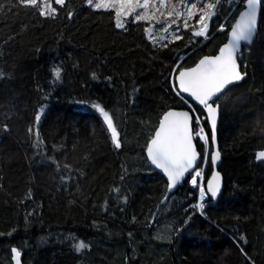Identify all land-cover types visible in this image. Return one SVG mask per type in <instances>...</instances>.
Segmentation results:
<instances>
[{"label": "trees", "instance_id": "obj_1", "mask_svg": "<svg viewBox=\"0 0 264 264\" xmlns=\"http://www.w3.org/2000/svg\"><path fill=\"white\" fill-rule=\"evenodd\" d=\"M82 4L54 5V20L19 7L0 13V264H14L13 247L22 252L21 264H248L241 247L264 264V162L255 159L264 150V29L251 51L241 50L245 79L221 101L224 188L201 215L192 207L198 191L187 182L162 203L166 180L144 146L163 113L189 111L190 104L203 115L175 94L170 74L218 52L226 42L217 31L223 17L213 18L207 40L181 27L183 39L154 48L140 25L115 29L107 14ZM54 64L63 68V83L52 90ZM97 102L114 117L119 150L91 107ZM210 174L206 166V180ZM73 237L90 250L77 253Z\"/></svg>", "mask_w": 264, "mask_h": 264}, {"label": "snow or ice", "instance_id": "obj_2", "mask_svg": "<svg viewBox=\"0 0 264 264\" xmlns=\"http://www.w3.org/2000/svg\"><path fill=\"white\" fill-rule=\"evenodd\" d=\"M227 4L228 11L223 12ZM54 5L66 9L67 0H14L10 5H0V13L12 11L19 7L28 9L45 19H57L59 11ZM82 6L99 14H107L114 23L115 29L128 31L130 24L140 25L151 41L153 47H167L165 40L170 43L183 39L178 35V30L191 29L194 38H209V24L213 18L217 20L223 17V23H218L217 31L225 33L226 42L219 47L214 55H205L194 66H176L172 77V87L175 94L181 100H185V94L191 98L202 111L196 115L194 109L189 111H167L159 119L158 126L151 132L145 144L146 158L155 169H158L166 177L167 192H172L178 185L190 183L191 188L199 194L198 202L192 207L204 215L206 201H214L221 194L222 177L216 171V165L221 159V151L217 146V124L221 109V101L240 81H243L246 72L240 70L238 60L243 55L242 48L251 51V47L264 29V0H83ZM75 13L68 12L71 19ZM198 17V19H196ZM195 20V24L191 23ZM146 22V25H141ZM159 25V28L156 26ZM176 26L175 28L173 26ZM171 30V31H170ZM51 72V89L63 83V68L53 65ZM5 73L0 70V79ZM95 79V74H93ZM110 79V78H109ZM37 91H40L37 88ZM136 91V89H134ZM51 91L42 95V100L47 101ZM135 101L133 100V103ZM187 102V101H185ZM83 103V101H76ZM91 107L110 132L111 141L115 149L122 147L120 133L110 111L100 103H93ZM47 104H41L34 117V123L39 125L41 117L45 113ZM190 112L192 114H190ZM207 122L208 131L204 127ZM4 132L10 129L5 123L2 126ZM28 133H33V128H28ZM37 143L39 140L38 128L35 132ZM255 159L264 162V150L256 153ZM59 169V164L52 161ZM209 166L211 176L206 180L204 167ZM65 168L70 166L65 164ZM187 177V180H186ZM123 180V176H121ZM119 193V189H114ZM30 198V197H26ZM168 200L165 195L162 203ZM127 203V197L122 198ZM107 209V202H105ZM35 211L26 214L34 215ZM187 221H185L186 225ZM183 231V227L175 228L176 234ZM4 235V233H0ZM7 235L11 236L9 232ZM131 237V233H129ZM244 243L246 238L241 237ZM72 247L77 253L90 250V245L83 240L76 241L72 238ZM42 243L45 242L41 241ZM248 264L255 262L240 249ZM22 252L17 248H11V258L14 264H21Z\"/></svg>", "mask_w": 264, "mask_h": 264}, {"label": "water", "instance_id": "obj_3", "mask_svg": "<svg viewBox=\"0 0 264 264\" xmlns=\"http://www.w3.org/2000/svg\"><path fill=\"white\" fill-rule=\"evenodd\" d=\"M238 63H239V60H238ZM240 70H241V68H240ZM240 82H242V81H240ZM240 82H239V83H240ZM185 99H189V100H191V98H188V97L186 96V94H185ZM191 101H192V100H191ZM192 103H193L195 106H197L198 108H200V106L197 105L194 101H192ZM200 109H201V108H200ZM169 111H188V110H184V109H172V110H169ZM190 114H192V113L190 112ZM219 118H220V114H219ZM219 118H218V124H217V146H218V148L220 149V145H219ZM109 133H110V132H109ZM222 160H223V156H222V153H221V159H220V161L217 163L216 168H215L216 171H219V172H220V166H221ZM256 162L260 163L261 161H257V160H256ZM149 163H150V162H149ZM151 166H152V165H151ZM152 167L154 168V166H152ZM154 170H155L158 174H160V175L166 180V177H164L163 174H162L158 169H155V168H154ZM220 174H221V177H222V189H221V194H222V191H223V188H224V177H223V175H222L221 172H220ZM210 176H211V174L209 175L208 178H210ZM186 180H187V177H186ZM184 184H185V183H184ZM184 184H183V185H178L176 189H173V190H172V192H168V194H167V196H168V200H166V201H164V202L167 203V202L169 201L170 197H171L172 195H174L175 193H177V192H178V191L184 186ZM221 194H220V196H221ZM220 196H219V197H220ZM219 197H217L216 200H214V201H210V202H209V201H206V207H205L204 211H205L210 205H214L215 203H217Z\"/></svg>", "mask_w": 264, "mask_h": 264}, {"label": "rangeland", "instance_id": "obj_4", "mask_svg": "<svg viewBox=\"0 0 264 264\" xmlns=\"http://www.w3.org/2000/svg\"><path fill=\"white\" fill-rule=\"evenodd\" d=\"M191 23L194 24V20H193ZM201 40H203V38H201ZM195 112H196V111H195ZM196 114L199 115L197 112H196ZM204 123H205V122H204ZM205 168H206V166L204 167V173H205ZM190 187H191V185H190Z\"/></svg>", "mask_w": 264, "mask_h": 264}, {"label": "built area", "instance_id": "obj_5", "mask_svg": "<svg viewBox=\"0 0 264 264\" xmlns=\"http://www.w3.org/2000/svg\"><path fill=\"white\" fill-rule=\"evenodd\" d=\"M190 106H191V109H194V111H196L195 108H194L192 105L189 104V107H190ZM195 114H196V112H195ZM196 115H197V114H196Z\"/></svg>", "mask_w": 264, "mask_h": 264}]
</instances>
